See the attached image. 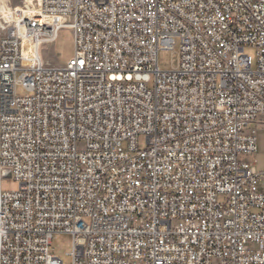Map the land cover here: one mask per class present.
Masks as SVG:
<instances>
[{
    "label": "built area",
    "instance_id": "2783aa9c",
    "mask_svg": "<svg viewBox=\"0 0 264 264\" xmlns=\"http://www.w3.org/2000/svg\"><path fill=\"white\" fill-rule=\"evenodd\" d=\"M34 1L0 6V264H264V0Z\"/></svg>",
    "mask_w": 264,
    "mask_h": 264
},
{
    "label": "rangeland",
    "instance_id": "374dc122",
    "mask_svg": "<svg viewBox=\"0 0 264 264\" xmlns=\"http://www.w3.org/2000/svg\"><path fill=\"white\" fill-rule=\"evenodd\" d=\"M13 6L16 9L21 5V0H12ZM178 50V49H177ZM176 50V51H177ZM245 53L255 56L256 50L250 46L245 48ZM42 57L54 65H66L75 55V36L70 28L60 30L56 42L46 44L42 48ZM178 63V55L175 51L161 49L158 54V66L161 70H169L175 67ZM19 93L24 94V91L19 88ZM257 136L258 151L256 154L244 157L253 162L258 171L264 170V127L253 124L250 127ZM144 143H142L143 145ZM19 187V183L9 177H4L1 181V189L3 192H13ZM73 243L71 235L63 234L56 238L50 248L53 255L59 257L64 264H72V259L68 255V251Z\"/></svg>",
    "mask_w": 264,
    "mask_h": 264
},
{
    "label": "bare ground",
    "instance_id": "6f19581e",
    "mask_svg": "<svg viewBox=\"0 0 264 264\" xmlns=\"http://www.w3.org/2000/svg\"><path fill=\"white\" fill-rule=\"evenodd\" d=\"M23 1L27 5L28 8H30L32 5H36L34 0H23ZM0 6H1L2 16L6 20H9L11 16L14 17L15 11H24L26 15L30 13V10L25 9L22 2H21V5L15 9L13 6L12 0H0Z\"/></svg>",
    "mask_w": 264,
    "mask_h": 264
}]
</instances>
